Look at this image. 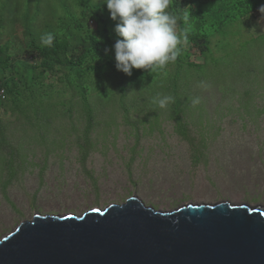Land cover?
Here are the masks:
<instances>
[{
    "label": "trees",
    "instance_id": "obj_1",
    "mask_svg": "<svg viewBox=\"0 0 264 264\" xmlns=\"http://www.w3.org/2000/svg\"><path fill=\"white\" fill-rule=\"evenodd\" d=\"M40 1L37 0L36 5ZM63 6L66 32L63 35L51 33L50 47L30 34L29 45L38 53L35 65L22 61L10 65L8 44L0 43V90L5 94L3 100L0 98V195L8 205H13L9 189L18 188L24 182L25 142L33 140L48 153L51 146L64 148L68 145L67 136H73L79 165L84 168L88 155L95 150L92 136L97 115L104 113L107 107L122 116L123 123L134 129L137 138L141 128L152 133L159 130L161 124L171 127L178 139L186 143L191 162L196 165L199 156H203L200 150L207 149L208 139L219 135L221 129L208 119L202 100L204 93L217 90L224 95L241 81L247 86L245 93L234 95L224 107L219 104L220 108L214 113L226 109L231 122L241 123L243 130L254 127L264 131V68L243 64L241 76L232 81L226 80L225 70L223 76L216 77V70H222L239 56L242 46L238 45L237 32L244 26L243 20L260 13L264 0H173L171 11L180 16L185 11L191 13L187 24L183 19L179 23L180 30L189 29L187 46L176 63L169 64L164 72L151 74L148 70L132 69L130 76L116 68L114 45L123 38L114 31L119 20L110 18L106 0H70ZM194 7L198 9L199 19L194 18ZM90 20L97 25L96 30L90 28ZM12 21L14 23V18ZM233 38H237L236 43ZM258 38H264V34ZM233 44L237 45L232 49ZM214 46L227 53L235 51L219 57ZM190 50L205 56L203 74L199 72L200 64L191 62ZM208 56H214L212 70L207 69ZM205 81L210 85L206 91L198 87ZM166 95H172L175 103L163 109L151 103L153 98ZM194 97L201 98V103L195 107L191 105ZM65 118L71 119L73 125L67 127L63 122ZM198 125L201 128L192 131ZM29 130L34 136H30ZM134 161L131 154L125 164L129 180L136 175L139 180L142 175L141 171L135 172ZM44 168L45 165L40 169V182ZM88 181L97 190L95 174H88Z\"/></svg>",
    "mask_w": 264,
    "mask_h": 264
},
{
    "label": "rangeland",
    "instance_id": "obj_2",
    "mask_svg": "<svg viewBox=\"0 0 264 264\" xmlns=\"http://www.w3.org/2000/svg\"><path fill=\"white\" fill-rule=\"evenodd\" d=\"M31 1L34 2L0 0V42L7 41L12 63L26 61L28 56L36 54L29 45V31L24 23L32 24L35 37L39 39L45 33L63 35L66 32L63 3L69 4L70 0H41L38 5L35 4L37 0ZM193 12L194 18L199 19L197 7ZM75 13L79 14V10L75 9ZM242 22L241 32L237 28L241 52L222 70H216V77L223 76L225 70L226 80L232 81L241 76L243 64L264 68V38L257 39L258 35L264 34V14L257 13ZM89 26L96 29L94 23H89ZM232 41L236 43L237 38ZM236 45L233 44L232 49ZM214 48L219 57L232 55L235 51L227 53L216 46ZM190 51L191 62L200 64L199 72L203 74L205 56ZM208 57L207 69L212 70L215 68L212 64L214 56ZM232 88L227 89L224 95L217 90L204 93L202 100L208 119L221 129L219 135L208 139L207 149L200 150L203 156H199L196 165L191 162L186 143L178 139L171 127L161 124L159 130L152 133L141 128L137 138L134 129L125 125L122 116L112 107H107L104 113L97 112V125L92 136L95 150L88 155L84 168L79 165L73 136H67L66 144L69 146L62 149L51 146L48 153L33 140L25 142L24 182L18 188L9 189L14 207L0 195V227L30 222L37 214L79 217L92 209L103 211L111 205H122L133 196L145 207L159 212H170L187 204L220 202L264 208L263 129L249 127L243 130L241 123L231 122L226 109L214 113L220 105H228L234 95L245 93L247 86L240 81ZM257 103L260 105L262 101ZM63 122L67 127L73 125L71 119L65 118ZM199 128L198 125L192 131ZM29 134L32 137L35 133L30 131ZM131 154H134L135 172L142 173L139 180L138 175L129 180L125 170ZM43 165V181L40 182ZM88 174H95L98 178L97 190L88 181Z\"/></svg>",
    "mask_w": 264,
    "mask_h": 264
},
{
    "label": "water",
    "instance_id": "obj_3",
    "mask_svg": "<svg viewBox=\"0 0 264 264\" xmlns=\"http://www.w3.org/2000/svg\"><path fill=\"white\" fill-rule=\"evenodd\" d=\"M0 264H264V208L159 212L134 196L79 217L37 214L0 227Z\"/></svg>",
    "mask_w": 264,
    "mask_h": 264
},
{
    "label": "clouds",
    "instance_id": "obj_4",
    "mask_svg": "<svg viewBox=\"0 0 264 264\" xmlns=\"http://www.w3.org/2000/svg\"><path fill=\"white\" fill-rule=\"evenodd\" d=\"M106 5L110 18L114 21L119 20L114 29L115 33L123 38L117 40L114 45L117 70L129 76L132 69L148 70L152 74L164 72L169 64L176 63L182 54V49L188 44L189 32L188 28L180 30L179 23L183 19L187 24L191 13L185 11L183 16H180L175 11H171L173 0H106ZM259 12L264 14V6L259 8ZM89 23L95 24L91 20ZM27 29L29 37L30 34L35 37L33 27L29 26ZM40 39L43 45L49 47L52 45L51 33L43 34ZM0 43L8 44L7 41ZM35 52L37 55L32 54L22 62L35 65L38 62V53ZM8 55L9 63L12 65L9 45ZM198 87L206 91L210 85L201 82ZM4 97V91L0 90V98L3 100ZM151 103L163 109L175 103V98L172 95H166L162 98H153ZM200 103V97L191 99L193 107Z\"/></svg>",
    "mask_w": 264,
    "mask_h": 264
},
{
    "label": "bare ground",
    "instance_id": "obj_5",
    "mask_svg": "<svg viewBox=\"0 0 264 264\" xmlns=\"http://www.w3.org/2000/svg\"><path fill=\"white\" fill-rule=\"evenodd\" d=\"M237 135V134H236ZM14 147V146H13Z\"/></svg>",
    "mask_w": 264,
    "mask_h": 264
}]
</instances>
